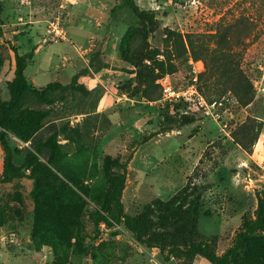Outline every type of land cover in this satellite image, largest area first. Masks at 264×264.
Listing matches in <instances>:
<instances>
[{
	"label": "rangeland",
	"instance_id": "1",
	"mask_svg": "<svg viewBox=\"0 0 264 264\" xmlns=\"http://www.w3.org/2000/svg\"><path fill=\"white\" fill-rule=\"evenodd\" d=\"M78 1L0 0V100L13 96L14 46L26 54L35 40L41 41L27 58L25 74L31 84L43 57L39 79H33L38 86L68 84L73 75L88 69L71 87L59 85L43 98L25 92L23 126L39 129L31 136L28 132L29 139L8 133L13 147L21 151L14 158L17 166L23 165L34 138L41 143L39 159L80 196L82 231L52 219L46 201L31 196L33 179L28 175L0 182V264H211L202 254L187 252L191 241L206 239L222 254L238 243L247 223L258 218L260 201L264 205V0H135L140 9L156 11L160 23L155 31L130 8L113 16L111 9L120 0H96L100 24L96 19L93 24L101 30L94 44L73 56L75 67L70 63L66 69L48 71L60 63L54 53L70 47L69 29H75L70 9ZM56 17L65 39L52 33ZM239 17L244 22L230 31L234 41L239 39L241 65L255 88L252 103L242 106L231 91L220 96L203 86L207 99L224 102L217 121L188 103L171 105L162 95L150 100L149 95L162 94L160 82L144 91L126 59L145 36L151 46L163 49L166 27L205 33L214 31L220 19ZM19 33L32 42L23 46V39L16 38ZM38 51L41 57L36 58ZM190 59L174 58L176 68L168 74L175 86H184L192 76ZM173 112L194 115L196 121L163 130L161 121ZM245 128L251 129V136ZM49 141L56 145L52 151L45 147ZM5 156L0 140V179ZM50 161H56V167ZM193 185H207L198 200L189 195ZM157 199L174 201V207L158 208ZM120 203L125 213L145 219L144 241L123 218L111 225L100 223L97 232V216L118 212ZM193 220L197 230L191 232L186 222ZM250 249L228 264H264L263 231L255 233Z\"/></svg>",
	"mask_w": 264,
	"mask_h": 264
},
{
	"label": "trees",
	"instance_id": "2",
	"mask_svg": "<svg viewBox=\"0 0 264 264\" xmlns=\"http://www.w3.org/2000/svg\"><path fill=\"white\" fill-rule=\"evenodd\" d=\"M122 8H130L139 21L148 26L150 31H155L159 27L160 20L153 9H140L135 0H120L116 3L111 13L114 16L118 10ZM244 17H239L235 21H225L220 19L217 27L212 32H188L183 33L174 28H165L164 48L153 47L147 40L148 37L136 45L130 57L126 59L135 67L136 76L139 79L140 85H145V90L150 84H153L157 79L169 72H173L175 67L174 58L176 56H187L188 59L203 60L205 69L199 73V88L205 95L203 86L208 89H215L219 95L222 96L225 92L231 91L237 98L242 106H247L255 99L256 92L251 78L242 68V55L241 49L236 44L239 39L234 41L235 34L231 33V29H236L235 25L238 22H244ZM16 54V71L15 78L11 83L13 96L9 100H0V140L5 149V163H4V176L0 182L7 183L14 179L28 175L33 179V187L31 189V196L37 201L44 200L50 207V215L53 220L62 225H71L77 227L78 231H82L83 223L79 212L80 196L74 190L70 182L61 178L56 171L49 167L46 163L39 159V154H43L44 147L41 146L35 138L31 143V149L27 150V156L22 166H17L14 163V158L21 151L11 144L8 133L13 132L23 139H29L39 126L32 130H27L24 126V115L22 112L21 102L25 92H30L38 97H45V95L57 86L71 87L75 84L81 72L88 70L84 68L81 72L73 75L72 80L68 84L58 82H50L46 86L37 87L31 84L25 74V69L28 65V59L32 58L35 48L30 53L21 54L17 47H13ZM220 85V86H219ZM221 89H217L221 87ZM162 93V90H161ZM158 97L149 95L150 100H159ZM212 102L214 99H207ZM170 104V103H169ZM179 104V103H177ZM175 104V106L177 105ZM175 112V110H174ZM167 113L161 121L163 130H171L175 126H184L196 121L194 115L182 113ZM39 125V124H38ZM251 129L245 128L247 136H251ZM199 130L195 129L194 133ZM252 138L254 144L258 135ZM55 142L49 141L46 148L49 151L55 149ZM56 167V161H50ZM25 169H30L27 174ZM207 185H193L189 192L190 196H195L199 199L200 195ZM174 201H162L157 199L155 205L158 208L171 210L174 207ZM194 215H197V208H194ZM122 218L125 220L127 226L137 234L140 240L146 231V221L141 216H133L125 213L122 204H119L118 212L112 215L100 214L96 218V230L99 232L100 223L105 222L108 225L113 222H120ZM190 225V231L197 230L196 221H187ZM258 231L264 232V205L260 201L258 208V218L247 223L246 228L237 236L238 243L229 247L224 253L218 254L206 239L191 241L188 253H199L206 257L211 264H228L229 260L236 259L239 254L243 252H250L251 242L254 235ZM146 241V240H145ZM148 242V241H146ZM150 246L151 242H148ZM175 245L170 252L175 251ZM164 251V246H162ZM169 258V256H167Z\"/></svg>",
	"mask_w": 264,
	"mask_h": 264
},
{
	"label": "crops",
	"instance_id": "3",
	"mask_svg": "<svg viewBox=\"0 0 264 264\" xmlns=\"http://www.w3.org/2000/svg\"><path fill=\"white\" fill-rule=\"evenodd\" d=\"M98 7L99 6L96 5V0H79L78 3L70 9V12L73 10L70 13V24L74 25L73 27H75V29H69L70 36L72 37L71 42H69L70 47L65 45L64 48H62L58 53H54L58 60H60V63L56 65H50L48 71H55L56 69H60L62 66H64L63 68L65 69L68 68L70 63H73V56H77V54L80 53V50H88L94 44V38L97 32L101 30L99 29L98 25L94 26L93 24L95 19L97 20V24H100V21L98 20L99 16L97 15V12L100 10ZM87 14H89V16H87ZM20 28L24 30L25 26L20 25ZM81 33H86V35H80ZM19 34L16 35V38L21 39V41L23 39V46H26L28 41H30V43L32 42L30 37L27 38L23 33ZM40 42V39L37 41L35 40V43L31 48L39 49ZM63 43L66 44L65 42ZM39 52L40 51L36 53V58L42 53ZM43 59L45 58L43 57ZM43 59L41 58L40 60V67H38V71L35 72L33 76L34 78H30L33 85L37 87H43L36 85L35 81L33 80L37 78L39 79L40 71L42 69L41 63ZM74 63L71 65L72 67H75L76 63Z\"/></svg>",
	"mask_w": 264,
	"mask_h": 264
},
{
	"label": "built area",
	"instance_id": "4",
	"mask_svg": "<svg viewBox=\"0 0 264 264\" xmlns=\"http://www.w3.org/2000/svg\"><path fill=\"white\" fill-rule=\"evenodd\" d=\"M51 30L53 35L58 39L66 38V31L64 30L60 17H56L51 23ZM192 65V76L184 86H175L170 80L169 74H165L158 79L161 84L162 99L164 102L175 105L177 103H188L195 107L194 111L203 110L217 121L221 118L218 108L224 105L223 100L208 101L205 95L199 88V73L204 68L202 60L190 59Z\"/></svg>",
	"mask_w": 264,
	"mask_h": 264
}]
</instances>
